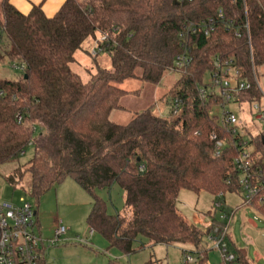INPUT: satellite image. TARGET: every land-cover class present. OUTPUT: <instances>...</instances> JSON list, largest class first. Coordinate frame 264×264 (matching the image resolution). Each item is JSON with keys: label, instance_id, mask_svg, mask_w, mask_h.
Wrapping results in <instances>:
<instances>
[{"label": "trees", "instance_id": "trees-1", "mask_svg": "<svg viewBox=\"0 0 264 264\" xmlns=\"http://www.w3.org/2000/svg\"><path fill=\"white\" fill-rule=\"evenodd\" d=\"M1 7L0 43L3 38L6 42L0 46V63L9 58L24 68L15 78L0 77V164L17 159L31 144L34 156L26 167L31 195L39 199L73 177L93 195L87 222L110 247L133 254L147 245L187 243L195 248L196 264H210L205 246V236L211 242L210 230L185 217L176 200L182 189L208 192L211 215L222 193L226 211V193L242 187L236 157L250 148L254 167L264 168V130L245 140L211 113L213 104H226L221 97L211 94L204 101L200 96L206 73L214 69L213 57L220 55L234 59L242 78L252 84L239 101L261 100L253 69L264 66V0H64L52 16L42 4H32L28 14L10 0ZM209 17L217 20L212 32L181 38L186 23ZM246 21L251 44L242 25ZM104 33L110 34L104 51L111 67L98 66L84 81L71 68L76 51L85 40L95 43ZM184 46L191 49L192 60L184 69H173ZM172 71L180 78L167 94V115L149 108L126 124L111 118L131 92L121 87L127 78L157 85ZM37 127L42 130L38 135ZM212 133L217 139H211ZM217 140L224 142L219 155ZM254 181L259 190L252 207L264 216V202L259 203L264 181ZM114 183L124 190L125 209L132 216L109 213L106 201L95 193ZM143 237L148 243L135 246ZM145 264H154L152 256ZM220 264L253 263L242 253Z\"/></svg>", "mask_w": 264, "mask_h": 264}, {"label": "rangeland", "instance_id": "rangeland-1", "mask_svg": "<svg viewBox=\"0 0 264 264\" xmlns=\"http://www.w3.org/2000/svg\"><path fill=\"white\" fill-rule=\"evenodd\" d=\"M0 0V14H2ZM3 38L0 46L5 44ZM94 42L87 39L76 51V61L71 64L84 81L90 74L97 71L98 66L110 68L111 61L105 51L97 56L91 54ZM15 62L5 58L0 63L1 78H15L20 73ZM180 78L177 71L169 72L159 84H152L140 79L127 78L121 87L131 91L125 95L118 110L112 113L111 118L121 124L128 123L137 113L152 108L154 113L162 112L167 115L170 105L167 104V94ZM211 82V72H207L204 83ZM257 84L262 93L259 101L264 106V66L257 68ZM203 87L205 85H202ZM220 94V89H216ZM255 102H240L232 100L226 104H213L211 113L218 115L222 120L225 113H233L239 120L236 128L245 140L260 134L264 130V121L258 118V110L254 108ZM37 127L36 135L41 132ZM34 156V147L30 144L25 151L13 161L0 164V203L12 202L21 205L30 202L38 211L40 230L36 233L44 240L45 264H145L151 256L154 264H183L188 251L196 259L197 254L192 244L158 243L153 247L148 245L136 253L125 254L119 247H110L107 239L99 232H91L87 217L92 209L93 195L85 190L73 177H66L61 182L48 189L39 199L29 193L32 176L26 170L28 162ZM21 172H23L21 174ZM243 179V175H241ZM95 193L107 203V210L111 214H127L132 216L130 210L125 209V193L122 187L114 183L110 187L98 188ZM247 191L241 187L226 193V213L233 216L229 222L228 237L225 242L229 253L239 257L240 254L252 261L253 264H264V216L253 207H242ZM213 197L208 192L199 194L192 190L182 189L176 200L178 210L191 220L192 215L200 214L205 223L212 218L219 217L221 211L208 212L212 209ZM229 221V220H228ZM206 231L203 222L196 225ZM61 227L65 233L57 237L56 232ZM53 241V242H52ZM148 243L146 238L137 239L135 246ZM205 246L208 249V262L220 264L223 257L219 249L208 242L205 236ZM242 252V253H241ZM189 264H196L195 262Z\"/></svg>", "mask_w": 264, "mask_h": 264}, {"label": "built area", "instance_id": "built-area-1", "mask_svg": "<svg viewBox=\"0 0 264 264\" xmlns=\"http://www.w3.org/2000/svg\"><path fill=\"white\" fill-rule=\"evenodd\" d=\"M180 3L192 2L194 0H177ZM245 12L246 7H245ZM218 16L223 18L224 12L220 10ZM216 18L209 17L197 22H188L185 24L180 35L183 40H186L188 35H193L199 31H203L206 35L212 32L216 25ZM234 20H230L228 25H232ZM247 33L248 44H251L250 26L248 21L242 24ZM117 30V29H115ZM237 35L241 36V30H237ZM110 41V34L104 33L95 41L91 54L97 55L104 51V47ZM191 49L184 46L182 53L177 55L175 60V67L173 69H184L192 60L190 55ZM213 71L211 72V82L205 83L204 87L200 88V96L204 101L208 100V95H216L221 97L225 102L232 100L239 101V95L242 91L250 89L252 84L247 79H243L240 70L236 67L234 59H224L220 55L213 57ZM20 70L24 68L23 64L15 65ZM254 70V77L257 82V71ZM258 86V84H257ZM220 89V94L216 93V89ZM254 108L258 110V118L264 121V106L260 105L258 101H254ZM178 107L176 101L175 108ZM226 124L233 128V132H238L236 125L239 123L238 118L233 113H225L223 119ZM211 139H217L215 133L211 134ZM217 151L215 155H219L221 149L224 147V142L221 140L216 141ZM237 168L242 172L243 179H240L242 187L247 191L244 198L242 207H252V199L257 194L259 187L258 181L254 178L263 179L264 181V168L262 166L254 167L252 160V150L250 148L244 149L235 159ZM143 169V167H141ZM256 176V177H255ZM223 194L220 193L213 203L214 211H221L217 217L224 224L222 226L216 225L214 220L204 223L206 230H210L208 235L209 241L212 245L219 249L223 259L232 261L235 257L234 254L229 253L228 245L225 240L228 237L229 222L232 214H227L224 210V203L222 202ZM264 199L261 198L259 203H263ZM229 220V221H228ZM40 230L38 211L34 204L25 202L17 205L12 202L0 203V264H45V245L44 240L36 233L35 229ZM65 233V228L61 227L57 230L56 235L59 237ZM53 242V241H52ZM191 255H185L183 264L195 262Z\"/></svg>", "mask_w": 264, "mask_h": 264}, {"label": "crops", "instance_id": "crops-1", "mask_svg": "<svg viewBox=\"0 0 264 264\" xmlns=\"http://www.w3.org/2000/svg\"><path fill=\"white\" fill-rule=\"evenodd\" d=\"M10 1L20 11H22L25 14H28L31 11L32 4H36V5L42 4L43 10L48 16L54 15L61 7L62 3L64 2V0H10ZM224 198L226 199V196ZM190 221H192L196 225L199 224V222H203V225L205 223L201 215L195 213L192 215Z\"/></svg>", "mask_w": 264, "mask_h": 264}, {"label": "water", "instance_id": "water-1", "mask_svg": "<svg viewBox=\"0 0 264 264\" xmlns=\"http://www.w3.org/2000/svg\"><path fill=\"white\" fill-rule=\"evenodd\" d=\"M262 140H263V143H264V135H263V137H262Z\"/></svg>", "mask_w": 264, "mask_h": 264}]
</instances>
